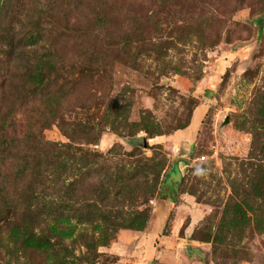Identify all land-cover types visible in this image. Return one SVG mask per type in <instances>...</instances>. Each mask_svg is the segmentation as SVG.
<instances>
[{
  "label": "rangeland",
  "instance_id": "374dc122",
  "mask_svg": "<svg viewBox=\"0 0 264 264\" xmlns=\"http://www.w3.org/2000/svg\"><path fill=\"white\" fill-rule=\"evenodd\" d=\"M2 118L0 264H264V0H0Z\"/></svg>",
  "mask_w": 264,
  "mask_h": 264
},
{
  "label": "trees",
  "instance_id": "16d2710c",
  "mask_svg": "<svg viewBox=\"0 0 264 264\" xmlns=\"http://www.w3.org/2000/svg\"><path fill=\"white\" fill-rule=\"evenodd\" d=\"M39 17H41L40 14H39ZM47 64H43L42 62H39V61H37V63H30L27 66V73H26V75L23 76V79L21 81L22 82L24 81L25 85H28V84L35 85V84H38L39 81L43 82L45 79V72L44 71L47 68L45 66ZM15 66H16V68L18 67V65H15ZM49 66L52 69V65H49ZM207 88H209V87H207ZM207 90L208 89H206V91ZM13 124H14L13 120L11 122L8 121V124H6L5 119L2 118L0 127H1L2 131L3 130L5 131L7 126H8V128H10Z\"/></svg>",
  "mask_w": 264,
  "mask_h": 264
},
{
  "label": "water",
  "instance_id": "95a60500",
  "mask_svg": "<svg viewBox=\"0 0 264 264\" xmlns=\"http://www.w3.org/2000/svg\"><path fill=\"white\" fill-rule=\"evenodd\" d=\"M228 122H229V117L225 116V118L221 122V125L219 126V130H221ZM185 248H186V252L191 256L199 252L197 249H193L191 246H186Z\"/></svg>",
  "mask_w": 264,
  "mask_h": 264
},
{
  "label": "built area",
  "instance_id": "2783aa9c",
  "mask_svg": "<svg viewBox=\"0 0 264 264\" xmlns=\"http://www.w3.org/2000/svg\"><path fill=\"white\" fill-rule=\"evenodd\" d=\"M205 158L204 155H202L200 158H198L199 160H203Z\"/></svg>",
  "mask_w": 264,
  "mask_h": 264
},
{
  "label": "crops",
  "instance_id": "0c3cea01",
  "mask_svg": "<svg viewBox=\"0 0 264 264\" xmlns=\"http://www.w3.org/2000/svg\"><path fill=\"white\" fill-rule=\"evenodd\" d=\"M200 107H197V109H199ZM202 111V110H201ZM203 112V111H202ZM194 118V117H193ZM193 121V120H192Z\"/></svg>",
  "mask_w": 264,
  "mask_h": 264
}]
</instances>
